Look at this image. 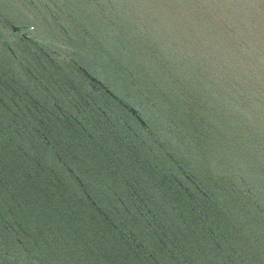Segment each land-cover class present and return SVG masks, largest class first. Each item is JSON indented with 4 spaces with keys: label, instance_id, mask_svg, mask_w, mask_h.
I'll return each instance as SVG.
<instances>
[{
    "label": "water",
    "instance_id": "water-1",
    "mask_svg": "<svg viewBox=\"0 0 264 264\" xmlns=\"http://www.w3.org/2000/svg\"><path fill=\"white\" fill-rule=\"evenodd\" d=\"M0 264H264V0H0Z\"/></svg>",
    "mask_w": 264,
    "mask_h": 264
}]
</instances>
